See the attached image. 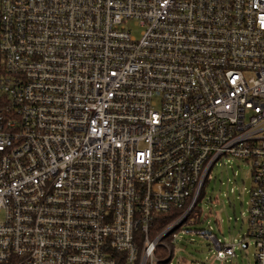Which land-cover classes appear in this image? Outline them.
Listing matches in <instances>:
<instances>
[{"label":"built area","instance_id":"1","mask_svg":"<svg viewBox=\"0 0 264 264\" xmlns=\"http://www.w3.org/2000/svg\"><path fill=\"white\" fill-rule=\"evenodd\" d=\"M233 156L264 264V0H0V264H157L177 225L232 257L195 208Z\"/></svg>","mask_w":264,"mask_h":264},{"label":"rangeland","instance_id":"2","mask_svg":"<svg viewBox=\"0 0 264 264\" xmlns=\"http://www.w3.org/2000/svg\"><path fill=\"white\" fill-rule=\"evenodd\" d=\"M138 32L134 27L133 35L137 37ZM209 172L195 208L200 217L196 227L209 229L219 242L241 241L239 246L235 245V255L220 262L215 258L216 248L210 240L178 229L174 230L173 238L163 242L164 249L170 248L166 264H255L256 248L253 238L248 237L247 221L251 163L234 156L223 157Z\"/></svg>","mask_w":264,"mask_h":264},{"label":"trees","instance_id":"3","mask_svg":"<svg viewBox=\"0 0 264 264\" xmlns=\"http://www.w3.org/2000/svg\"><path fill=\"white\" fill-rule=\"evenodd\" d=\"M200 196H201V193H200ZM173 217H174V214H159V216L155 217L154 218L155 220L153 221V229L151 232V236H154L157 232H159V230L163 229L167 224H169L174 219ZM174 230H178V227L174 228ZM174 230H171L165 236H163L162 242H164L166 239L170 240L171 238H173ZM168 252L169 251L167 249H164V246L160 244L158 247H156L155 255L160 260L161 258H165ZM116 255H117L116 264H124L123 256L119 253ZM169 258H170V255L165 260H160L157 264H166Z\"/></svg>","mask_w":264,"mask_h":264},{"label":"water","instance_id":"4","mask_svg":"<svg viewBox=\"0 0 264 264\" xmlns=\"http://www.w3.org/2000/svg\"><path fill=\"white\" fill-rule=\"evenodd\" d=\"M177 226H178V225H177ZM177 226H176V227H177ZM176 227H174V228H176ZM173 230H174V229H173Z\"/></svg>","mask_w":264,"mask_h":264},{"label":"crops","instance_id":"5","mask_svg":"<svg viewBox=\"0 0 264 264\" xmlns=\"http://www.w3.org/2000/svg\"><path fill=\"white\" fill-rule=\"evenodd\" d=\"M245 246V245H244ZM245 247H247V246H245Z\"/></svg>","mask_w":264,"mask_h":264}]
</instances>
